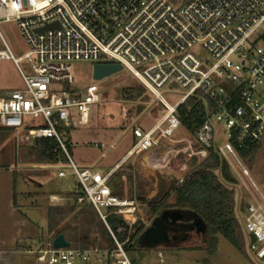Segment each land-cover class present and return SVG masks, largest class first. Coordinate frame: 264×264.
Listing matches in <instances>:
<instances>
[{"label": "built area", "instance_id": "2783aa9c", "mask_svg": "<svg viewBox=\"0 0 264 264\" xmlns=\"http://www.w3.org/2000/svg\"><path fill=\"white\" fill-rule=\"evenodd\" d=\"M9 20L29 50L16 58L4 42L0 60L12 59L19 67L26 59L31 72L19 67L24 88L0 95V125L26 128L34 140L55 139L68 158L56 164L58 175L73 170L84 193L78 200L91 203L105 223L103 208H113L134 234L140 204L113 193L109 179L115 170H81L68 152L61 131L91 125L102 99L97 91L76 93L69 87L75 82L74 61L120 64L163 105L152 127L134 128L127 158L154 152L153 165L163 168L181 153L200 160L213 149L239 178H250L239 150L261 146L264 137V0H0V21ZM104 56L111 60L101 62ZM170 84L185 90L173 105L161 92ZM195 96L209 100L207 116L194 137L177 140L178 107ZM168 143L185 145L171 149ZM183 180L180 176L178 183ZM243 227L248 250L264 264L263 195L248 202ZM108 229L116 243L112 250L56 248L48 240L34 250L36 262L133 264L125 249L129 237L120 242Z\"/></svg>", "mask_w": 264, "mask_h": 264}, {"label": "rangeland", "instance_id": "374dc122", "mask_svg": "<svg viewBox=\"0 0 264 264\" xmlns=\"http://www.w3.org/2000/svg\"><path fill=\"white\" fill-rule=\"evenodd\" d=\"M4 42L16 58L24 56L29 50L16 22L12 20L0 21V50L6 48ZM195 52L201 57L205 56L204 51L199 47L195 48ZM110 60L109 57L104 56L101 62ZM94 64L91 61H74L72 65L75 82L69 86L76 93L97 91L101 95V103L94 108L93 121L89 126L64 129L61 131V135L72 160L81 170L89 168L92 171L98 170L105 174L123 154L119 153V148L122 146L110 149V144L118 140L122 142V138H126L130 134L128 132L121 137L123 131L121 128L140 125L149 129L162 117L163 105L127 70H122L102 80H94ZM19 67L26 74L31 72L26 59L20 60ZM19 67L12 59L0 60V95L24 88L25 84ZM161 92L166 101L173 105L181 98L185 90L179 85L170 84L161 89ZM183 136L192 137L180 126L174 137ZM97 142H103V148L95 145ZM34 144L35 140L28 134L26 128L7 129L0 125V251H5L0 255V264H37L34 250L39 247L40 242L45 244L52 235L48 229V208L50 206H71L76 203L74 197L67 199L66 196H58L57 199L51 200L52 197L48 196V193L51 192L78 190L79 180L71 168H65L66 175L60 177L58 175L60 169L56 167V164L40 162L34 152ZM103 153L106 155L103 156ZM239 157L250 175V178H239L232 171L238 180L237 184L233 185L236 190L235 212L245 237L244 251L237 249L218 233L217 251L210 253L209 245L206 242V232L199 234L193 232L190 238L183 242L151 247L143 246L138 242V237L152 224L157 215L153 214L148 205L140 204L137 216L143 222L135 231L138 232L136 239L125 247L132 263L260 264L248 250L243 222L246 214L244 207L248 202L259 194L264 196V137L252 162L243 157L240 152ZM153 168L155 172L157 171L156 173L165 170L155 166ZM189 170L188 168L182 169L180 175L185 176ZM13 174L17 179V191H30L31 195L38 193V199L36 204L33 203V206L24 204L22 198H19V205L16 204L19 207V212L13 210L7 202V195L12 192L14 186ZM160 174L166 175L165 173ZM252 181L258 191L252 185ZM124 183L121 190L127 197L130 185L126 180ZM166 201L170 203L171 200L168 198ZM81 202L77 200V204ZM103 211L106 212L107 208H103ZM76 222L77 220L72 214L61 219L59 224L60 226L70 224L75 227ZM66 238L69 236L66 235ZM18 246L26 247L19 249ZM85 263L77 261V264Z\"/></svg>", "mask_w": 264, "mask_h": 264}, {"label": "trees", "instance_id": "16d2710c", "mask_svg": "<svg viewBox=\"0 0 264 264\" xmlns=\"http://www.w3.org/2000/svg\"><path fill=\"white\" fill-rule=\"evenodd\" d=\"M212 103H210L211 106ZM207 98L189 97L178 107V116L181 126L194 137L200 124L207 116ZM260 145L250 149H240V154L253 161L260 149ZM34 152L40 162L48 163H68V158L58 149V142L51 138L36 139ZM192 168L185 174L184 180L178 183V178L158 175V193L149 198V189L138 183L139 188L136 192H131L130 197L136 198L139 204L148 205L153 214L159 215L166 209L174 208L186 212L194 219L197 215L206 224V242L209 245V252L217 251L218 238L221 234L231 244L240 251H244L245 237L241 231V226L236 216L235 208V188L237 178L234 176L229 165L223 161L213 150H209L208 156L198 160L193 158ZM121 171L114 172L109 179V185L113 193L122 196L118 188L122 184ZM132 182V175L127 177ZM141 185V186H140ZM153 185L150 182L149 187ZM84 193L79 187L78 190L69 193V197H74L76 203L71 206H50L48 208L49 224L48 229L52 234L49 240H53L57 235L63 234L71 242V246L79 248L98 247L100 249L112 250L116 243L108 229L114 232L120 242L129 241L125 247L136 239L138 232L129 235L130 227L122 217L114 213L113 208H107L106 223L101 218L96 208L87 201L77 204V200L83 197ZM170 198V203L166 200ZM245 211H246V207ZM243 209V207H242ZM74 215L76 226H60V220L69 215ZM108 225V226H107ZM120 230V232L118 231Z\"/></svg>", "mask_w": 264, "mask_h": 264}, {"label": "crops", "instance_id": "0c3cea01", "mask_svg": "<svg viewBox=\"0 0 264 264\" xmlns=\"http://www.w3.org/2000/svg\"><path fill=\"white\" fill-rule=\"evenodd\" d=\"M137 127L145 129V127L140 126V125H134V126H131L130 128H128L127 126L122 127L121 129H123V131H122L121 137L128 134V132L130 133L129 136H127L126 138H122L123 139L122 142L121 141L119 142V140H118V141L110 144V149H116L117 147L122 146L121 148H119L120 149L119 153H123V154L117 160V162L110 168V170H108L106 173H108L112 170H115V172H118V171L123 172L124 174L121 177L122 184H125L124 183L125 180L128 181L127 177L129 176V174H131L132 175V182L128 181L130 187L128 189L129 195L127 197H130L131 192L137 191V189L139 188L138 183L141 182L140 184L144 185L145 188L149 189L148 197L151 198V197L155 196L159 191V186H158V181H159L158 178L159 177H158V175H160V173L166 174V175H163V177L169 176V177L179 178L181 176L180 172L182 171V169H184V168L191 169L192 168L191 162H192V159L194 157L192 158V157H189L188 154L181 153L176 159H171L169 161V164L166 167L158 168V169H165L162 171H158V173H156L157 171L155 172L154 168H153L154 167V165H153V155H154L153 153L154 152H145L139 156H133V157L127 158L126 154L135 142L133 130H134V128H137ZM183 137H185V136H183ZM183 137H180V138H183ZM180 138L176 137L175 139L178 140ZM98 144H104V143L103 142L102 143L101 142L95 143V145H98ZM183 145H185V143H180V144L168 143V146H170L171 149L172 148H174V149L179 148ZM105 155H106V153H103V156H105ZM184 156H187V157H184ZM95 171H98V170H95ZM150 182H153V185L150 188H148ZM16 184H17V179H15V176L13 174V185H14L13 190L11 193L9 192V195H7L8 196L7 202L9 203L11 208L13 210L19 212V207H17V205H16V204L19 205V202H18L19 198H22V201L24 204H28L30 206H33L34 205L33 203L36 204V200L38 199V195H37L38 193L37 194L33 193V195H31L30 191H28V192H26L25 190L17 191ZM122 184H121V187L118 188V191L121 192L123 197H126L125 192H123L121 190V188L123 186ZM71 192H74V191H69V192L65 191V192H61V193L51 192V193H48L49 194L48 196L52 197L51 200H53L54 198L57 199L58 196L59 197L60 196L65 197L66 196L65 198L70 199L71 197H69V193H71ZM29 201H31V202H29ZM18 247L20 249V248H24L26 246H24V247L18 246ZM4 253H5V251H3V252L0 251V255L4 254ZM40 264H42V263H40Z\"/></svg>", "mask_w": 264, "mask_h": 264}, {"label": "water", "instance_id": "95a60500", "mask_svg": "<svg viewBox=\"0 0 264 264\" xmlns=\"http://www.w3.org/2000/svg\"><path fill=\"white\" fill-rule=\"evenodd\" d=\"M51 26L52 25H50V27ZM120 71H122V66L120 64L97 63L94 64L93 67V78L94 80H102ZM183 214L184 212L179 209L163 211L159 216H156L152 224L139 235L138 242L148 247L167 244L169 235L163 226V221L166 219H172L173 221L180 220L184 217ZM142 222L143 220L141 219L137 220L133 228L137 229ZM193 224L198 227V233L206 232L207 227L201 217L195 215ZM53 245L56 248H67L71 246V242L67 240L63 234H59L53 239Z\"/></svg>", "mask_w": 264, "mask_h": 264}, {"label": "flooded vegetation", "instance_id": "af4514ba", "mask_svg": "<svg viewBox=\"0 0 264 264\" xmlns=\"http://www.w3.org/2000/svg\"><path fill=\"white\" fill-rule=\"evenodd\" d=\"M183 215L184 217L180 220L173 221L172 219H166L163 221V226L169 235L168 245L188 240L193 232L199 234L197 232L198 227L194 226V219L191 215H188L186 212Z\"/></svg>", "mask_w": 264, "mask_h": 264}]
</instances>
